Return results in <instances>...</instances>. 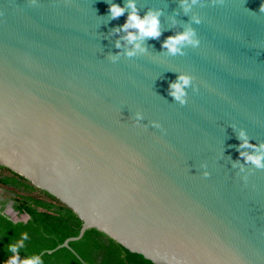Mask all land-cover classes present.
<instances>
[{
  "label": "water",
  "instance_id": "1",
  "mask_svg": "<svg viewBox=\"0 0 264 264\" xmlns=\"http://www.w3.org/2000/svg\"><path fill=\"white\" fill-rule=\"evenodd\" d=\"M132 2L160 13L142 50L128 0H0V166L82 221L56 249L96 229L155 264H264V168L240 155L264 144V0Z\"/></svg>",
  "mask_w": 264,
  "mask_h": 264
},
{
  "label": "trees",
  "instance_id": "2",
  "mask_svg": "<svg viewBox=\"0 0 264 264\" xmlns=\"http://www.w3.org/2000/svg\"><path fill=\"white\" fill-rule=\"evenodd\" d=\"M0 188L11 194L19 214L28 217L13 222L0 212V264L11 258L8 246L20 241L23 232L28 233V239L18 250L21 261L35 254L44 264H155L143 252L127 249L96 229L86 230L69 248L56 249L67 238L78 236L79 217L57 198L3 166Z\"/></svg>",
  "mask_w": 264,
  "mask_h": 264
},
{
  "label": "clouds",
  "instance_id": "3",
  "mask_svg": "<svg viewBox=\"0 0 264 264\" xmlns=\"http://www.w3.org/2000/svg\"><path fill=\"white\" fill-rule=\"evenodd\" d=\"M197 0H191L192 4H195ZM182 4L187 10V0H182ZM128 8L131 9V12L128 15L127 21L122 26L121 30L127 32L125 39L129 43H133L134 47L138 50H142L140 45L134 43L138 39H143L146 37L150 38H158L160 35V22H159V12L149 11L144 17H140L137 14L136 8L132 0H128ZM108 11L110 13L111 18H117L124 13V8L120 7L117 4H110ZM260 11L264 12V4L261 5ZM199 23L198 20H196ZM128 29H135V33L129 32ZM195 33L192 29H187L182 33H178L174 36H169L162 44V47L166 48L169 54L176 55L182 54L181 46L184 44H190L193 47L198 46L199 41L193 39ZM117 47L119 45L117 44ZM129 57L133 56L135 53L129 51L126 53ZM191 82L190 77L180 75L177 77V81L173 82L169 85L170 92L169 95L172 96L176 101H178L181 105H183L186 101L183 97L186 95L184 89L189 86ZM139 118V117H138ZM158 126V125H154ZM241 138L243 139V132L240 133ZM241 147H253L254 151L251 154H245L243 152L240 155L245 159L246 162L251 163L256 168H264V144L259 146V151L256 150L255 146H251L248 144L246 139L243 140ZM205 176L208 175L207 172L204 173ZM22 239L18 241L16 244L9 245L8 250L13 254L10 259L4 262V264H44L41 257L38 255H31L29 258L24 260H20L18 256V250L23 247V241L28 239V233L23 232Z\"/></svg>",
  "mask_w": 264,
  "mask_h": 264
},
{
  "label": "flooded vegetation",
  "instance_id": "4",
  "mask_svg": "<svg viewBox=\"0 0 264 264\" xmlns=\"http://www.w3.org/2000/svg\"><path fill=\"white\" fill-rule=\"evenodd\" d=\"M0 212L2 215L8 217L9 219H10L11 213L17 219L22 217V216H26L24 214H19V212L15 209V203H14L13 199L11 198V194H7V192L2 188H0ZM27 218L28 217L26 216L25 220H27ZM18 221H20V220H16L13 222H18Z\"/></svg>",
  "mask_w": 264,
  "mask_h": 264
},
{
  "label": "rangeland",
  "instance_id": "5",
  "mask_svg": "<svg viewBox=\"0 0 264 264\" xmlns=\"http://www.w3.org/2000/svg\"><path fill=\"white\" fill-rule=\"evenodd\" d=\"M10 218H11L12 220H14V221H16V220L24 221V220L26 219V216H22V217H20V218L17 219V218L14 217V215L11 213Z\"/></svg>",
  "mask_w": 264,
  "mask_h": 264
}]
</instances>
